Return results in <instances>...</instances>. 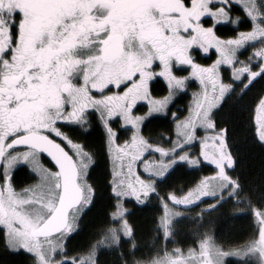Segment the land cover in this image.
I'll return each mask as SVG.
<instances>
[{"label":"snow or ice","instance_id":"6c2138e0","mask_svg":"<svg viewBox=\"0 0 264 264\" xmlns=\"http://www.w3.org/2000/svg\"><path fill=\"white\" fill-rule=\"evenodd\" d=\"M230 4L231 0H0V235L6 247L25 249L33 257L32 264H100L103 248L115 252L122 238L133 240L135 235L123 198L135 196L144 203L177 161L198 164L190 153H176L203 129L206 135L199 155L215 171L183 196L169 192L161 197L164 212L156 229L165 241L171 239L177 220L185 218L176 207H195L210 196L216 202L192 217L198 238L187 248L154 245V252L150 249L131 261L120 251L113 264H227L229 256L238 257V264H264V186L258 195L251 189L241 195L243 185L229 175L236 162L229 150V128L227 124L217 128L214 119L235 91L221 79V64L233 65V76L243 85L241 97L255 78H264V0H243L250 29L223 39L214 27L231 18ZM204 17L211 18L212 26H204ZM249 43L261 46L253 48L247 63L235 67L237 51ZM210 45L217 59L208 66L196 63L193 46L207 53ZM253 60L259 65L255 71ZM179 65L191 71L176 75ZM241 74L247 75L246 81ZM156 76L167 82L168 95H152L150 83ZM190 77L199 80L202 90L193 94L187 116L176 121L177 139L170 148L150 143L151 137L142 135V122L152 113L163 112ZM138 101H147L143 115L133 114ZM90 109L98 114L111 163L106 186L115 197L109 214L112 226L97 232L100 238L85 249L66 257L70 234L79 230L80 220L95 200L90 169L96 153L57 124L83 129ZM254 112V125L250 120L247 133L264 146V89L256 97ZM113 117L131 127L130 139L116 142L117 133L110 126ZM149 151L158 152L160 159L144 161L151 177L144 179L136 166ZM42 153L54 162V170L39 163ZM21 161L37 179L17 188L12 170ZM224 193L246 203L258 223V233L227 249L216 243L210 229L200 231L203 213L215 211ZM135 248L133 240L131 249Z\"/></svg>","mask_w":264,"mask_h":264},{"label":"trees","instance_id":"16d2710c","mask_svg":"<svg viewBox=\"0 0 264 264\" xmlns=\"http://www.w3.org/2000/svg\"><path fill=\"white\" fill-rule=\"evenodd\" d=\"M236 10V7H233ZM245 14V13H244ZM205 23H209L207 19H202ZM249 19L243 15L239 27L247 28ZM236 26L229 24H218L217 30L222 34L234 35ZM201 61L208 59L207 57L198 56ZM175 73L178 75L184 74V70L177 69ZM194 82L190 83V86ZM196 85L193 86V88ZM150 89L154 97H163L168 95V86L165 80L160 77H155L150 83ZM264 89V78L257 77L251 87L240 96V91L235 89L223 102V108L214 119L217 121V128H229L228 140L229 150L235 158L234 170L230 173L234 179L238 178L244 187L241 195H247L249 189L253 190L257 195L262 186H264V146L260 142L253 141L248 133L247 128L251 120L254 125V103L257 95ZM173 94L176 95L174 102L171 103L169 111L164 114H153L148 117L142 126V135L151 137L150 142L163 145L165 143L164 134L175 135L174 122L178 117H184L187 111L186 103L192 98L193 89ZM180 104H179V103ZM251 106V108H250ZM141 112L140 109H138ZM175 114V119L173 118ZM119 121L112 124L116 126ZM90 130L86 133L73 134V137L79 139H95L97 143L92 146L98 158V164L91 171V182L96 185V194L94 203L90 209L83 215V219L79 222V230L74 234H70L67 240L66 257H71L73 253L80 252L87 245L100 237L96 235L102 229L112 226L111 216L114 211L112 205L115 204L114 194L111 192V187L106 186L111 178L110 161L107 157V152L104 147L103 127L95 122L90 123ZM128 128L118 129L117 139L126 138L128 136ZM90 144V143H89ZM91 145V144H90ZM45 163L51 165L49 160L42 155ZM215 168L207 163L201 162L196 166H190L185 161H178L172 169L169 170L166 179H161L158 182L157 192L152 194L144 203L138 202L134 196L123 198V207L128 210L129 214L126 219L134 228L135 235L133 240L136 242V248L133 251L131 245L133 240L122 238L120 248L115 252L103 248L99 252L100 264H113L117 259V252L124 251L127 258L131 260L140 259L149 254V250L155 251L154 245L163 248L165 243L168 248L184 247L187 248L193 245L194 239H197L195 225L192 222V217L200 213V209L216 201L209 197H203L202 203L196 202L195 207L179 206L176 211L185 215L184 219H178L175 225L176 234L165 241L162 231L157 233V226L160 217L163 215L164 208L161 197H165L169 192H175L177 196H181L189 189L193 188L203 175L212 173ZM35 173L26 165L23 164L14 170L13 183L17 188L23 187L35 181ZM219 192L217 199H219ZM224 200L215 211L203 213V226L200 231L210 229L217 244H222L225 249L237 245L251 237L253 232L258 233V223L256 217L249 210L246 203H237V198L234 196L228 198V193H224ZM256 200V196H253ZM170 207L174 205L170 204ZM159 235L160 239L155 237ZM60 259V257H57ZM227 264H238V257L229 256L225 258ZM33 257L28 254L23 248L13 249L5 246V241L0 235V264H32Z\"/></svg>","mask_w":264,"mask_h":264},{"label":"rangeland","instance_id":"374dc122","mask_svg":"<svg viewBox=\"0 0 264 264\" xmlns=\"http://www.w3.org/2000/svg\"><path fill=\"white\" fill-rule=\"evenodd\" d=\"M231 1H237V3L239 2V3H241L242 5H243V0H231ZM214 6H216V7H219L218 5H214ZM247 14V13H246ZM247 18L249 19V26L247 27V28H241V27H239L238 28V32H240V31H245V30H249L250 29V27H251V21H250V17H248L247 16ZM203 24H204V26L205 27H208V26H212V23H205L203 20L201 21ZM214 31H215V33H216V35L217 36H219V37H221V38H223V39H227L228 37H234L235 35H229V34H222V33H219L218 32V30H217V26H215L214 27ZM237 32V33H238ZM261 45L260 44H258V43H249L248 45H246L244 48H241V49H239L238 51H237V61L236 62H234V66L235 67H242L243 65L240 63V62H245V63H247V61H248V57H249V55H250V53H252V51H253V48H259ZM209 47V51L207 52V53H204L203 51H202V49H200L199 48V46H193V51H192V55L194 56V58H195V62L196 63H198V64H201V65H205V66H208V65H211L212 64V62L214 61V60H216L217 59V55H218V53L216 52V50H215V47L214 46H208ZM198 56H202V57H207L208 59H206L205 61H201V59H199L198 58ZM261 62H264V61H261ZM252 64L253 65H255L254 67H253V70L255 71L258 67H259V65L258 64H256L255 63V60H253L252 61ZM180 66V65H179ZM156 69H154V71H155ZM191 71V69L189 68L188 69V72H190ZM219 73H220V77H221V79L223 80V82L224 83H226V84H232L233 85V87L235 88V89H237L238 91H240V89H241V87H243V85H241L238 81H236V77L235 76H233V65H225V64H221L220 66H219ZM178 75V74H177ZM179 75H181V74H179ZM181 76H185V75H181ZM241 78L242 79H244L245 81L247 80V75L246 74H241ZM191 82H194V84H192L191 86H190V83ZM194 85H196V87H194L193 88V86ZM191 89H193V92H192V98H191V100L188 102L187 101V103H186V106H187V111H186V114L184 115V117L185 116H187V114H188V109H189V105H190V103L193 101V99H194V93H196V92H198V91H201L202 90V86L200 85V82H199V80H197L195 77H190L189 78V81L186 83V88H184V89H180L179 90V92L178 93H185V92H187V91H189V90H191ZM176 93V92H175ZM174 93V94H175ZM177 95V94H176ZM176 95H172V97H171V99L169 100V103H168V107L163 111V112H159L160 114H164V113H166V112H168L169 111V108H170V105H171V103H173L174 102V99H175V97H176ZM147 102V101H146ZM179 103V102H178ZM180 104V103H179ZM148 111V107H147V109H145L144 110V112L143 113H139V114H137V113H135L134 115H143L145 112H147ZM153 114H158V113H152L151 115H153ZM150 115V116H151ZM254 115H255V113H254ZM149 116V117H150ZM184 117H178V118H176L175 119V122H174V133L173 134H175L174 136L173 135H169L170 137H171V139H168V135L167 134H164V140H165V143H163V145H160L161 147H164V148H170L171 146H172V141L173 140H176L177 139V137H176V121L177 120H182ZM148 118V117H147ZM146 118V119H147ZM145 119V120H146ZM143 123L144 122H142V125H141V127L143 126ZM115 131H116V133H117V136H118V134H119V132H118V129H122V130H124L125 128H128L129 130H128V136L126 137V138H122V139H117L116 140V142L117 143H122L124 140H126V139H130V137H131V134H132V129H131V127L130 126H127V125H124L123 124V122L122 121H119L118 122V124L116 125V126H113L112 127ZM143 134V133H142ZM208 135H210V133H207ZM72 136H73V134H71ZM206 135V133H205V131L203 130V129H199L198 131H196V133H195V136H196V139L195 140H193L192 142H190L186 147H183L182 148V152L181 151H177V153H176V155L177 156H179V155H181V154H183V153H190L191 154V157L192 158H196V159H198L199 160V163L198 164H188V165H190V166H196V165H199V164H201V162H207V163H209V164H211V162L210 161H206V160H204V158H203V156H200L199 155V153H200V141H201V138H203L204 136ZM73 138H75V137H73ZM77 139V138H76ZM78 140L79 141H81V142H85V143H87V145H88V148L89 149H91V150H93L95 153H96V151H95V149L92 147V146H94L95 147V144L97 143V141L93 138V139H79L78 138ZM150 142V141H149ZM91 145H90V144ZM150 143H152V142H150ZM153 144H157V143H153ZM104 147H105V150H106V152H107V149H106V146H105V141H104ZM96 148V147H95ZM20 151H23V150H20ZM169 158H171L170 156H169ZM160 159V154L158 153V152H154V151H149V152H147L144 156H143V158L138 162V165L136 166V171H137V173L142 177V178H144V179H151V177H149L148 175H147V173L145 172V166H144V161H154V160H159ZM98 158H97V153H96V159H95V164H94V166L93 167H95V165L96 164H98ZM178 162V161H177ZM186 162V161H185ZM21 163H24V162H22L21 161ZM39 163L40 164H42L44 167H50V168H53V167H51L50 165H48L47 163H45V161H44V159L40 156L39 157ZM187 163V162H186ZM24 164H26V163H24ZM27 166H28V164H26ZM212 165V164H211ZM214 168H215V166L214 165H212ZM29 167V166H28ZM93 167H91V169H90V172L92 171V169H93ZM110 168H111V163H110ZM53 170H54V168H53ZM215 171V170H214ZM213 171V172H214ZM212 172V173H213ZM212 173H209V174H207V175H203L202 177H204V176H209V175H211ZM229 175H231L232 177H233V175L230 173V171H229ZM201 177V178H202ZM200 178V179H201ZM234 178V177H233ZM36 179H37V176H36ZM35 179V180H36ZM90 179H91V177H90ZM31 184V183H30ZM194 187V186H193ZM210 192H211V190H209ZM188 191H186V193H187ZM218 192H219V190H217V194H218ZM185 194V193H184ZM183 194V195H184ZM183 195H181V196H183ZM127 197H131V196H127ZM125 198V197H124ZM133 198H135V196L133 197ZM136 199V198H135Z\"/></svg>","mask_w":264,"mask_h":264},{"label":"flooded vegetation","instance_id":"af4514ba","mask_svg":"<svg viewBox=\"0 0 264 264\" xmlns=\"http://www.w3.org/2000/svg\"><path fill=\"white\" fill-rule=\"evenodd\" d=\"M216 5H218V6H220L219 4H216ZM236 7V10L233 8V7ZM230 8H231V12H230V19H226V20H220V21H218L217 23H216V26L218 25V24H229L230 26H236L237 28H236V31H235V34L238 32V28H239V26H240V22H241V17L243 16V15H245V16H247V14H246V12L244 11V9H243V5L241 4V3H237V1H231V4H230ZM245 13V14H244ZM203 19V18H202ZM204 19H207L208 21H209V23H212V20H211V18L210 17H204ZM232 20H236V23L235 24H233L232 23ZM234 34V35H235ZM177 69H182V70H184V74L183 75H187L188 74V69H189V67L187 66V65H180V66H176V68L174 69V71L175 70H177ZM155 71H158V69H156ZM176 75H177V73H176ZM156 77H160V76H156ZM155 77H153V79H154ZM161 79H163L164 80V78L163 77H160ZM256 79V78H255ZM167 83V82H166ZM147 107H148V104H147V102L146 101H138L137 102V104L136 105H134V112H133V114H135V113H137V114H139V113H143L144 112V110L145 109H147ZM138 109H140L141 110V112H139L138 111ZM88 121H89V123L87 124V125H85V127L83 128V129H81V128H78V127H67V126H65V123L66 122H59L58 124H57V126L58 127H61L62 128V130L63 131H65V132H69L70 134H76V132L77 133H81V134H83V133H86V132H88L89 130H90V123L91 122H95V123H98V114H96L95 112H94V110H88ZM116 121H121L118 117H113L112 119H111V121H110V126L111 127H113L112 126V124H114V123H116ZM99 124V123H98ZM52 138L53 139H58L54 134H52ZM58 142H60L59 141V139H58ZM17 151H20V150H23V148H20V147H18L17 149H16ZM41 157H42V155H41ZM50 162V161H49ZM24 163H21V162H19L17 165H16V167H14V169L12 170V181H13V174H14V170L15 169H17L18 167H20L21 165H23ZM51 164V163H50ZM51 167H53L54 168V166L51 164L50 165ZM0 170H2V169H0Z\"/></svg>","mask_w":264,"mask_h":264},{"label":"water","instance_id":"95a60500","mask_svg":"<svg viewBox=\"0 0 264 264\" xmlns=\"http://www.w3.org/2000/svg\"><path fill=\"white\" fill-rule=\"evenodd\" d=\"M41 155H43L44 157H46L50 161V163L54 166V162L51 161L50 157H48L47 154H43L42 153Z\"/></svg>","mask_w":264,"mask_h":264}]
</instances>
